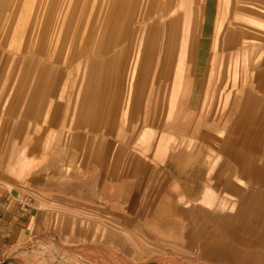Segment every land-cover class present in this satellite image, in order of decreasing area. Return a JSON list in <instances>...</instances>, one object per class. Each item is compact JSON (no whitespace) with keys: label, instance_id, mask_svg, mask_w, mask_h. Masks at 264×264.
Segmentation results:
<instances>
[{"label":"rangeland","instance_id":"obj_1","mask_svg":"<svg viewBox=\"0 0 264 264\" xmlns=\"http://www.w3.org/2000/svg\"><path fill=\"white\" fill-rule=\"evenodd\" d=\"M128 1L0 0V191L28 212L33 232L47 234L0 264L162 261L170 245L150 233L164 223L148 217L135 230L134 217L141 209L156 218L171 205L188 213L176 200L192 191L157 183L139 206L133 171L149 166L156 182L160 166H186L189 137L214 133L230 155L220 158L219 194L193 197L223 223L252 214L260 251L241 264H264V0H187L172 15L167 0ZM22 151L24 166L14 170ZM101 165L108 208L82 200L93 199L85 186L99 187ZM231 195L242 205L230 207ZM232 239L221 238L215 253L210 242L202 255L233 264Z\"/></svg>","mask_w":264,"mask_h":264},{"label":"crops","instance_id":"obj_2","mask_svg":"<svg viewBox=\"0 0 264 264\" xmlns=\"http://www.w3.org/2000/svg\"><path fill=\"white\" fill-rule=\"evenodd\" d=\"M132 1L133 0H129L128 4L132 3ZM154 1L161 2L162 0H147L149 5H153ZM176 1L177 0L166 1L167 7L165 13L167 15L176 13L180 8L185 9L187 0ZM175 4H178V8L175 7ZM155 10L157 11V9ZM221 27L222 22L216 25L217 33L221 30ZM216 45H218L217 38L214 40V49L216 48ZM135 70L136 66L133 68V73ZM179 71L183 70L179 69ZM206 131V133H209L208 130ZM211 132H217V130L212 129ZM218 138V135L215 133L214 136L206 135L204 137L197 138L189 137L187 140V155L189 159L187 160L186 166L182 169H174L173 166H169L168 164L164 165V168L160 166V169H157L160 170L161 174L163 173L164 176L163 178L159 176L158 179L155 177L157 180L156 182L151 176V167L148 171H145L149 168V166L147 169L138 167L133 171L134 173L132 178L134 190L139 189V192L133 193V196L137 197L136 201L139 206H141L142 202V205H145V200H141L143 198L142 190H153L156 188L157 183L164 185L173 184L178 187L177 190L189 189L192 191L191 196L189 192L187 196L185 194H182L183 196H181L180 194L178 197L180 200H176V204L181 203L187 206V209L183 208L182 210H186L188 213H184L182 211L180 213H176L172 210L173 207L171 205L166 214L162 213L156 218L154 216H150V213L146 214V212H142L141 209H139L140 214L138 220L137 216L134 217V221H136L135 225H137L134 228L135 230H139L141 222L146 220L148 217L150 222L155 221L156 219L158 222H163L165 224H163L164 227L160 225H155L154 227L152 226L154 233H150V235L155 234L156 236H161L163 238L162 241L167 243V245H170V248H162L159 250L165 255L162 261H153L147 264H198L202 261H210L213 264H218L219 261L214 262V258L210 259L205 257L202 253L209 250L207 247L210 246V242H213V245L216 248H213L209 252L215 253L217 251H221L223 247L222 245H224V242H221V238L223 237L234 238L230 241L229 246V251L236 254V259L232 262L233 264H241L243 258L245 259L244 262L251 263L252 257L254 255L256 256V254L260 251L258 247L261 243L253 241V232L251 228H249L252 220V214L243 212L228 214V218L225 220L227 223H223L221 214L218 211L208 207H205L206 209H203L205 211H202L200 199L193 197L194 195L200 196L201 193H199V191L204 189L209 190V192L213 195L219 194L216 188L220 185V181L217 180L218 175H220L222 171L220 158L222 155H230L222 153L220 148V139ZM217 140H219L218 143L215 142ZM172 150L173 149L168 151L166 156H175L176 154H170L172 153ZM23 155L24 151L19 154L17 159L13 160L12 164L14 170H22V167L24 166ZM100 168L101 175L98 178L100 182L99 187H96L93 184L85 186V190L89 189L91 191V197L93 199L89 200V197L86 196L82 200H84L85 203L102 205L108 208V205L110 204L109 198L107 194H104L103 190L105 189L104 185L108 181L109 168L108 165H101ZM36 179H38V177ZM91 179L93 180L96 178L91 176ZM244 183H247V181H244ZM233 184V181H230L227 184V187H231ZM159 189H161V187H159ZM148 192L144 195L147 196ZM123 197H126L125 193L122 194L121 197L116 198V204L118 206L125 204V198ZM193 199H196L197 203H194ZM243 201V197L237 198L231 195L230 200H228V204L230 207H233V209H236L239 205H242ZM244 205L247 206L246 203H244ZM22 209L23 208L18 205V202L12 199L11 194L9 195L6 192L0 191V260L8 257L9 254L22 256L25 253L22 252L23 250H26V248L30 246L34 247V243H37V245L41 244L43 237H47V234L43 235L41 231L40 233H42V235L32 231L28 224L30 223V216L28 217L27 211L24 214ZM191 210L192 212L195 211L197 213H192V215H190L189 211ZM135 211H137V209ZM163 212L166 211L163 210ZM201 212H204L205 214ZM123 213L125 212L122 211V214ZM122 216L123 215H121V217ZM169 222L170 227L167 228L168 226L166 224ZM224 225L226 230H223L222 228ZM38 235L41 236L37 237ZM53 236L55 239V235ZM205 237H214L218 239L210 241V239H205ZM240 237L245 238L244 242L237 239ZM102 246H104L105 253L112 252V248H109L107 243L102 244ZM72 254L74 253L72 252ZM187 254L189 255L187 256ZM26 262L28 261H25V263Z\"/></svg>","mask_w":264,"mask_h":264}]
</instances>
